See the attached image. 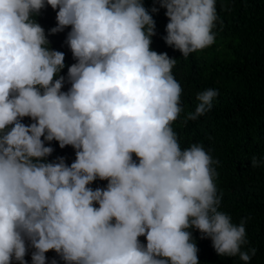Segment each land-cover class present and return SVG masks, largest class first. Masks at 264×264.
I'll list each match as a JSON object with an SVG mask.
<instances>
[{"label":"clouds","instance_id":"clouds-1","mask_svg":"<svg viewBox=\"0 0 264 264\" xmlns=\"http://www.w3.org/2000/svg\"><path fill=\"white\" fill-rule=\"evenodd\" d=\"M154 2L169 19L165 43L184 58L214 44L216 0ZM46 6L58 10L49 34L71 28L67 91L65 54L34 18ZM155 28L143 0H0V264H28L30 248L31 264L49 251L64 264H199L190 229L220 256L248 264L256 254L242 251L246 220L219 210V162L180 146L177 60L151 50ZM218 94L198 93L183 123ZM52 141L75 150L70 166L48 161ZM97 179L106 187H89Z\"/></svg>","mask_w":264,"mask_h":264},{"label":"trees","instance_id":"trees-1","mask_svg":"<svg viewBox=\"0 0 264 264\" xmlns=\"http://www.w3.org/2000/svg\"><path fill=\"white\" fill-rule=\"evenodd\" d=\"M143 4L156 25L151 50L167 53L177 60L172 72L182 87L183 111L172 126L180 146L185 149L192 144L202 145L212 159L219 162L214 165L218 174L215 178L217 194L221 196L219 210L228 214L236 225L246 220L248 244L242 251L255 248L256 254L248 264H264V164L256 168L251 164L253 157L264 160V0H216L215 42L187 58L163 39L169 22L166 9L154 0H143ZM153 7L158 8V12L153 13ZM57 11L46 6L34 18L44 28L49 47L65 54V68L59 75L65 77L62 91H67L70 88L68 67L76 61L65 42L71 28L49 34L57 24ZM206 89L219 93L212 101L211 110L185 125L186 114L194 112L199 103L197 94ZM22 123L27 125L32 121L25 117ZM45 146L54 149L48 161L63 157L69 166L74 162L75 150L71 146L61 149L56 141L45 142ZM106 185V180L97 179L89 187L105 188ZM190 231L198 248L199 264H244L238 255H218L209 238H201L196 229ZM139 240L146 245L145 237ZM32 251L30 248L25 256L28 264H31ZM46 257L47 264L53 259L57 264H64L54 251L47 252Z\"/></svg>","mask_w":264,"mask_h":264}]
</instances>
